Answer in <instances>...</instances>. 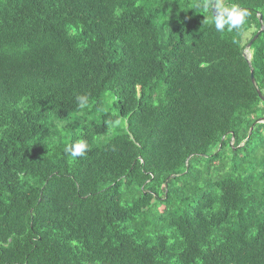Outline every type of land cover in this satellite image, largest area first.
I'll return each instance as SVG.
<instances>
[{
  "label": "trees",
  "instance_id": "trees-1",
  "mask_svg": "<svg viewBox=\"0 0 264 264\" xmlns=\"http://www.w3.org/2000/svg\"><path fill=\"white\" fill-rule=\"evenodd\" d=\"M202 2L0 0V264H264V0Z\"/></svg>",
  "mask_w": 264,
  "mask_h": 264
},
{
  "label": "clouds",
  "instance_id": "clouds-1",
  "mask_svg": "<svg viewBox=\"0 0 264 264\" xmlns=\"http://www.w3.org/2000/svg\"><path fill=\"white\" fill-rule=\"evenodd\" d=\"M198 8H202L205 12L210 9L214 10L213 23L216 31L223 32L225 30H239L246 22V18L249 15L246 9H240L237 5L231 7L224 5L221 0H203L201 4L197 5ZM77 106L80 109H84L88 106V96H77ZM88 143L85 140H79L74 144L65 148V153L72 158L82 157L86 155L88 150Z\"/></svg>",
  "mask_w": 264,
  "mask_h": 264
},
{
  "label": "water",
  "instance_id": "water-1",
  "mask_svg": "<svg viewBox=\"0 0 264 264\" xmlns=\"http://www.w3.org/2000/svg\"><path fill=\"white\" fill-rule=\"evenodd\" d=\"M212 14H213V16H214V10L212 9ZM260 21V20H259ZM261 31H263V27L261 26V29H260V32ZM255 40V38L253 39V41ZM250 46H251V42L247 45V49H249L250 48ZM250 82H251V84L252 85H255V83H254V79H253V77H252V71L250 72ZM258 93V95H259V92H257ZM262 99V98H261ZM263 100V99H262Z\"/></svg>",
  "mask_w": 264,
  "mask_h": 264
}]
</instances>
